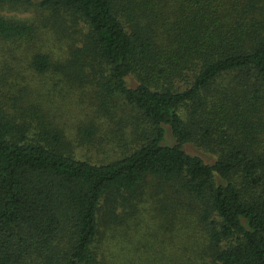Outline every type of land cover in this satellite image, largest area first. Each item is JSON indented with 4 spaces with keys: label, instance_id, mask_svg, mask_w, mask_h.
<instances>
[{
    "label": "trees",
    "instance_id": "16d2710c",
    "mask_svg": "<svg viewBox=\"0 0 264 264\" xmlns=\"http://www.w3.org/2000/svg\"><path fill=\"white\" fill-rule=\"evenodd\" d=\"M23 51L128 135L81 154L95 126L71 145L56 108L25 107ZM0 52V264H156L143 222L199 231L159 264H264V0H0Z\"/></svg>",
    "mask_w": 264,
    "mask_h": 264
},
{
    "label": "rangeland",
    "instance_id": "374dc122",
    "mask_svg": "<svg viewBox=\"0 0 264 264\" xmlns=\"http://www.w3.org/2000/svg\"><path fill=\"white\" fill-rule=\"evenodd\" d=\"M6 12L8 15L19 19L30 17L33 14L32 11H26L22 8L8 9ZM54 34V37L46 39L44 49L56 55H60L62 49L65 47L64 43L66 38L63 37V35L60 37L61 35L56 32ZM2 54L3 52H0V55ZM15 67L17 68L19 78L24 79L22 80L23 86L28 85L29 88L31 84L36 88L34 94H31L28 98L25 107L41 103L47 110L49 106L52 107V110H50L51 114H53L54 108H56L58 115L55 119L60 128L65 132L66 142L71 145L72 142H74L76 146H78L76 136H81V131L89 125L95 126L96 136L94 137L93 143H82L78 148L81 154L104 157L108 155V152L112 148L113 142L110 141L109 144V140L119 141V139L122 140L128 135V127L122 120V114L119 113L116 116H112L107 113V111H103L100 108L99 101L95 97L98 94L90 90L91 87L86 86L82 88L77 85H71L61 80L59 78L60 76H56L52 73H47L45 75L34 74L33 70L29 67V54L25 51H23L20 56V65L18 67L15 65ZM35 83L38 85H33ZM38 87L41 90H38ZM18 91L17 89L15 93L18 94ZM174 142L175 139L172 136L171 130L167 127V143L173 144ZM102 147H104V151ZM188 149L192 152H202L193 144L189 145ZM202 153L208 159H213L210 154ZM142 226L143 228L140 232H142L143 236L146 238H142L145 245L141 244L140 248L145 256L150 258L149 262L154 258L156 264H159L157 259L162 260L161 256H164L163 259H170L177 255V253H182L180 250H182L181 246L184 242H194L196 240V244L199 243L196 239L199 234L198 230H195V232L191 230L190 232H192L193 237L189 239L186 238L185 232H180L179 227L176 231L175 228L169 231H166L167 229L159 231V227L154 228L151 222H143ZM155 233H158V235H155ZM135 240L136 239H134V241ZM123 244L126 245L127 242ZM111 258L115 263L121 260L119 256Z\"/></svg>",
    "mask_w": 264,
    "mask_h": 264
}]
</instances>
